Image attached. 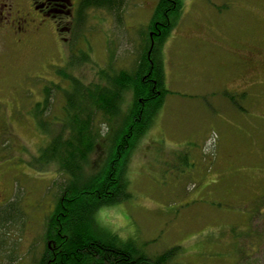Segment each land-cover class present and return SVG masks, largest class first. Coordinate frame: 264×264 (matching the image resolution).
<instances>
[{"label":"rangeland","instance_id":"rangeland-1","mask_svg":"<svg viewBox=\"0 0 264 264\" xmlns=\"http://www.w3.org/2000/svg\"><path fill=\"white\" fill-rule=\"evenodd\" d=\"M157 2L81 15L79 0H68L58 33L49 18L24 44L0 34V264H35L69 178L59 161L44 163L61 157L51 139L74 119L61 72L102 84V70H133L157 32L149 30ZM179 9L161 47L168 91L127 159L131 197L94 219L150 256L179 246L170 264H264V0H181ZM130 102L126 92L121 109ZM94 121L101 147L88 172L108 149V122Z\"/></svg>","mask_w":264,"mask_h":264},{"label":"trees","instance_id":"trees-1","mask_svg":"<svg viewBox=\"0 0 264 264\" xmlns=\"http://www.w3.org/2000/svg\"><path fill=\"white\" fill-rule=\"evenodd\" d=\"M120 4L122 0H79L76 12L82 15L91 7L115 10ZM180 5L181 0H158L149 24V30L157 32L152 37L149 33L148 44L141 46L142 54L133 70L119 71L111 77L102 70V84H86L70 70L61 72L73 89L65 107H71L74 119L69 127L71 134H66L63 126L57 138L51 139L53 149L60 145L61 157L51 156L44 163L59 161V169L69 178L53 213L46 219L45 247L35 264H170L180 253L181 248L174 245L150 256L134 239H122L112 231L104 233L94 219L101 208L131 197L125 172L127 159L168 91L164 88L161 47L175 25ZM75 59L70 60V67L76 63ZM80 59L87 57L82 54ZM107 78L115 83L112 87L106 83ZM126 92L130 93L131 102L123 111L121 105ZM81 99L86 101L87 108L80 104ZM96 115L108 122L104 133L107 136L104 147L108 149L103 165L88 172L91 153L101 147V133L94 121ZM1 212L6 216L4 210Z\"/></svg>","mask_w":264,"mask_h":264},{"label":"flooded vegetation","instance_id":"flooded-vegetation-1","mask_svg":"<svg viewBox=\"0 0 264 264\" xmlns=\"http://www.w3.org/2000/svg\"><path fill=\"white\" fill-rule=\"evenodd\" d=\"M67 1L0 0V34L9 35L14 43L24 44L41 32L49 18L55 22L54 31L58 33L56 19L69 12Z\"/></svg>","mask_w":264,"mask_h":264}]
</instances>
